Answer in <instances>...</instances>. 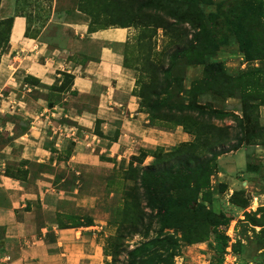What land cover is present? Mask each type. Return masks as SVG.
Instances as JSON below:
<instances>
[{
  "label": "rangeland",
  "instance_id": "1",
  "mask_svg": "<svg viewBox=\"0 0 264 264\" xmlns=\"http://www.w3.org/2000/svg\"><path fill=\"white\" fill-rule=\"evenodd\" d=\"M108 1L122 6L125 18L137 16L136 23L129 26V39L120 47L123 66L132 75L133 92L142 110L156 126L170 131L179 128L189 137L172 140L168 146L141 149L128 162L122 159L113 170L85 172L86 189L98 195V207L107 218L104 264H127L129 251L141 244L147 250L138 261L146 264H264V0H196L181 7L185 9L181 21L174 17L180 12L179 5L171 0H161L142 14V0ZM105 2H93L100 19L104 18ZM80 4V0H57L56 5L54 0H1L0 19L26 11L34 24L29 29L36 35L42 31L47 36L57 35L47 43L59 46L63 42L58 35L72 33L59 17L73 19ZM155 14L164 26L151 23L157 22ZM70 58L84 60L80 56ZM64 80L68 78L63 75L61 84L40 94L58 101L71 94L65 105L71 112L81 100ZM154 102L160 104L151 108ZM94 105L95 99L86 95L85 109ZM15 114L0 115V123L6 126L16 122L26 128V118ZM98 128L97 122L99 132ZM195 130H207V136L219 137L212 146L215 148L197 149L198 160L210 157L212 150L224 151L217 157L213 173L199 187L194 178L200 173L186 180L176 177L178 164L192 155L190 150L163 158L174 147L192 141L195 136L191 131ZM2 132L0 147L17 148L12 136L4 133L8 129ZM159 152L161 157L154 156ZM14 162L18 169H10L13 174L25 177L29 170L33 175L38 173L35 162ZM149 167L166 178L157 182L158 194L165 195L170 211L165 213L166 221L147 206L143 196L142 172ZM172 167L171 173L161 171ZM68 179L72 180V173ZM184 181L191 187L184 186ZM135 186L132 196L128 195ZM133 196L144 209L143 223L137 217L141 211L133 205L127 213L116 210L119 204L135 205ZM184 196L189 204L185 207ZM71 209L74 223L80 215L90 218L91 210ZM2 236L0 228V239ZM166 236L177 242L172 258L163 251L169 247ZM157 252L164 255L158 258Z\"/></svg>",
  "mask_w": 264,
  "mask_h": 264
},
{
  "label": "crops",
  "instance_id": "2",
  "mask_svg": "<svg viewBox=\"0 0 264 264\" xmlns=\"http://www.w3.org/2000/svg\"><path fill=\"white\" fill-rule=\"evenodd\" d=\"M30 15H13L9 47L0 58V115L26 118L24 129L0 123V135L8 129L17 147H0V264H104L107 218L98 195L86 189L85 172L113 170L141 149L189 136L156 126L140 108L120 47L131 27L90 30L89 18L77 10L71 20L59 17L72 33L58 35L63 44L50 47L47 41L57 35H36ZM63 72L73 75L70 88L81 100L71 112L65 107L71 94L59 101L40 94L61 84ZM86 95L95 99L93 109H85ZM17 159L39 164L38 173L13 174ZM71 206L91 210L92 222L83 215L72 222Z\"/></svg>",
  "mask_w": 264,
  "mask_h": 264
},
{
  "label": "trees",
  "instance_id": "3",
  "mask_svg": "<svg viewBox=\"0 0 264 264\" xmlns=\"http://www.w3.org/2000/svg\"><path fill=\"white\" fill-rule=\"evenodd\" d=\"M80 1H81V4L79 5L78 9L80 11L86 13L91 18V19H89L90 20V24H89L90 30L107 28V27H111L112 25L113 26H121V27H129V26L135 24L137 21L136 15L125 18V16H124L125 11H123V10L121 11L122 6L112 5L109 3L108 0H106L105 4L103 6L104 9H102V11L104 13V18L100 19L99 18L100 12L93 4V2L96 0H80ZM160 1L161 0H142V4L139 7V12L142 14L143 12H145L146 9L150 8L151 6H153V7L158 6ZM171 1L178 3V5H179L178 8H180V10H179L180 12H178L177 16H174V17L178 21H181L184 18V16H183L184 12L183 11L185 10L184 8H181V7L187 6V5H192L193 2L196 0H171ZM0 3H1V0H0ZM83 3H85V4H83ZM106 8H109V9H106ZM214 15L216 16V14L214 12H210V16L214 17ZM154 17L157 19V22L151 21V23H154L155 26H164L163 20L161 19V17L158 14H155ZM13 18H14V16L0 19V58H1V55L9 47V39H10L11 29L13 26ZM234 28H235V26H234ZM63 75L68 78V81H65V80L64 81L70 87L72 80H73V75L71 73H68V72H63ZM28 79H30V78H27V80ZM140 96L142 97V99H146V97H147L146 94H144V93L143 94L141 93ZM141 101H143V100H141ZM159 104L160 103H158V102H154L152 104L151 108H156L159 106ZM140 108L142 109L141 105H140ZM179 123H181V122H179ZM195 123H197V122H193L192 125H194ZM186 127L188 128L190 126L187 125ZM191 132L195 136V138L192 141L183 142L180 145L174 147L171 151H168L165 154H163V158L166 159L167 157L173 156V154H179L180 152L190 150L192 155L187 157L184 161H182L178 164V172L179 173L176 174V177H179L178 179L181 178V179L186 180V179H188V178L190 179L194 175L200 173L198 176H196L194 178L195 183H198L197 187H199L202 183H205V179H206L207 175H210L213 173V171L215 170V167H216V159L220 155V153H222L224 151L220 152L217 150H212L210 157H208L207 159H204V160H198V158L196 156L197 149L200 147L215 148L212 146L219 139V137L207 136V130L203 131V133H200V132L198 133V132H196V130L191 131ZM141 154H145L143 150L141 151ZM154 156L161 157V152L155 154ZM161 171L162 172L166 171L168 173H171L173 171V167L169 168V169H162ZM155 177H157V178L153 179ZM161 180H164V181L166 180V178L161 174V172L154 171L150 167L146 168L142 172L141 187L144 190L143 196L146 198L147 206H149L153 210L156 209L157 213L161 215V219L163 221H166L167 217H166L165 213H167V211L168 212H170V211L167 210V199L164 197L165 195H159L158 194L159 187L157 186V182H159ZM183 183H184L183 184L184 186L187 184L188 187H191L189 181L188 182L184 181ZM137 187L138 186L130 188L128 195L132 196L133 190ZM165 189H167V188L165 187ZM133 197H134V201L136 203L135 205L128 203V202L125 204L124 203L119 204V205H117L116 210L127 213L129 208L133 205L141 211V214H138L137 217H139L141 219V222L143 223L144 215H143L142 211L144 209L140 205L137 196H133ZM182 199H183L182 200L183 206L184 207L188 206L189 204H187V202H186L187 198L184 196ZM86 220H87V222H92L91 217L86 218ZM121 223H123V221ZM172 238H173V240L171 238H169V236L165 237V239L169 243V247L163 249V251L167 252L166 255L171 256V258H172V256H174V254H173L174 250L178 247L177 242L175 243L174 237H172ZM146 250H147V247L143 244H141L140 246L130 250L129 254H128L129 260H128L127 264H146L141 260L138 261V257L144 255ZM157 253H160V254H157V255H159L158 258H160L161 256L164 255V252H157ZM220 264H221V262H220Z\"/></svg>",
  "mask_w": 264,
  "mask_h": 264
}]
</instances>
